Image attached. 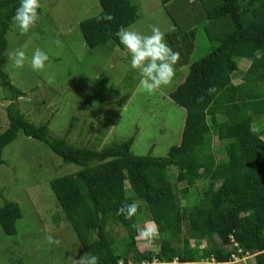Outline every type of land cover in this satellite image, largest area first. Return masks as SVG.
I'll list each match as a JSON object with an SVG mask.
<instances>
[{
    "label": "trees",
    "instance_id": "trees-1",
    "mask_svg": "<svg viewBox=\"0 0 264 264\" xmlns=\"http://www.w3.org/2000/svg\"><path fill=\"white\" fill-rule=\"evenodd\" d=\"M98 1L99 13L78 23L85 44L121 46L116 32L138 19L136 0ZM19 3L0 0V86L11 101L5 107L7 126L0 131V163L4 147L21 132L46 144L61 158L59 167L76 166L51 178L49 186L63 220L99 264H201L204 259L236 264L242 255L264 264V0H160L174 26L165 32L166 43L180 53L176 66L185 62L188 70L169 93L185 110L179 143L157 157L134 154V136L100 148L90 146L89 137L86 143L70 142L77 116L59 137L50 133L48 121L34 123L21 111L16 101L23 92L3 72L6 34ZM104 13L114 19L98 21ZM196 35L210 49L192 59ZM213 85L217 94L207 95ZM202 95L204 102L197 103ZM199 183L204 190L195 194ZM177 193L185 201L191 195L197 200L182 204ZM126 203L138 205L132 220L116 215ZM143 212L158 226L156 250L138 248L131 225ZM20 217L18 203L6 200L0 206L1 230L15 234ZM112 226L124 234L110 232Z\"/></svg>",
    "mask_w": 264,
    "mask_h": 264
},
{
    "label": "rangeland",
    "instance_id": "rangeland-1",
    "mask_svg": "<svg viewBox=\"0 0 264 264\" xmlns=\"http://www.w3.org/2000/svg\"><path fill=\"white\" fill-rule=\"evenodd\" d=\"M40 3L43 9H38V13L41 15L28 34L21 36L12 21L6 34L7 61L3 72L23 92L16 101L21 111L34 123L48 121L50 133L59 137L64 135L70 118L77 116L79 119L67 135L70 142L86 143L89 137L90 146L100 148L134 136L131 147L134 154L166 155L172 145L179 143L185 117L184 108L176 104L169 93L184 78L188 65L185 62L175 65L172 82L154 94L138 91L141 77L138 71L131 69L130 55L123 45L112 48L108 42L90 49L83 40L78 23L99 13L98 0H40ZM135 3L139 16L128 29L149 35L152 26L164 33L174 27L160 0H136ZM58 34L62 41L60 47L54 43ZM194 44L189 54L192 59L210 49L197 35ZM36 48L49 56L43 73L30 66ZM16 49L26 54L23 68H16L9 60V52ZM242 65L245 62H241L240 67ZM47 76H54V83L50 84ZM7 91L5 86H0V131L8 123L5 107L11 101L6 99ZM213 142L218 144L216 138ZM2 158L0 206L6 200L17 202L21 217L16 221L15 234H5L0 228V264H76L85 252L70 224L63 220L49 186L51 178L69 173L76 166L59 167L61 158L46 144L21 132L4 147ZM204 187L197 184L195 194ZM192 199L196 201L197 196L191 195L188 201L182 198L181 202L189 205L194 202ZM140 219L143 223L152 222L148 212H143ZM45 229L61 241L59 246L46 241ZM111 230L114 234H124L120 226H112ZM186 230L185 224L183 235H187ZM136 239L139 250L157 249V244L145 247L138 234ZM252 260L251 255L234 259L236 264H253ZM209 262L200 261L215 264Z\"/></svg>",
    "mask_w": 264,
    "mask_h": 264
},
{
    "label": "clouds",
    "instance_id": "clouds-1",
    "mask_svg": "<svg viewBox=\"0 0 264 264\" xmlns=\"http://www.w3.org/2000/svg\"><path fill=\"white\" fill-rule=\"evenodd\" d=\"M43 9L40 0H20L19 7L12 17L14 26L18 29L21 36L26 35L35 27L41 14L38 9ZM114 16L111 13H104L97 16L98 21H111ZM119 42L123 45L126 53L130 55V65L132 70L140 74L138 91L154 94L158 89L168 86L175 77V65L180 61V53L174 51L166 43L165 33L159 27L152 26L151 34L145 35L121 26L116 32ZM54 43L60 47L62 41L59 34ZM9 60L16 68H23L26 61V54L23 50L16 49L9 52ZM49 56L40 48H36L30 60L32 70L43 73ZM50 84L54 83V76H47ZM215 85L206 89L207 95L217 94ZM205 96L197 98V103H203ZM139 208L136 203L122 204L117 210V216H123L125 220H132ZM131 227L137 230L138 239L143 242L145 247L151 248L159 239L158 226L154 222H146L143 226L132 223ZM45 236L49 244L59 246L61 241L52 234ZM240 259V258H239ZM76 264H99V258L91 253H85Z\"/></svg>",
    "mask_w": 264,
    "mask_h": 264
},
{
    "label": "crops",
    "instance_id": "crops-1",
    "mask_svg": "<svg viewBox=\"0 0 264 264\" xmlns=\"http://www.w3.org/2000/svg\"><path fill=\"white\" fill-rule=\"evenodd\" d=\"M141 215H142V214H141ZM141 215H139V216L137 217V219H138V221H137V225H138L139 223H140V224H144V223H143L144 220H143V219H140ZM139 219L141 220V222H139V221H140ZM137 244H138V243H137ZM142 251H143V250H142Z\"/></svg>",
    "mask_w": 264,
    "mask_h": 264
},
{
    "label": "built area",
    "instance_id": "built-area-1",
    "mask_svg": "<svg viewBox=\"0 0 264 264\" xmlns=\"http://www.w3.org/2000/svg\"><path fill=\"white\" fill-rule=\"evenodd\" d=\"M237 257H238V256H237ZM237 257H236V258H237ZM238 258H239V257H238Z\"/></svg>",
    "mask_w": 264,
    "mask_h": 264
}]
</instances>
